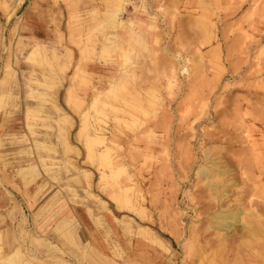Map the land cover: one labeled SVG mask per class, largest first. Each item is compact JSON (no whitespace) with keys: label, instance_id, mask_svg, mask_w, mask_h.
<instances>
[{"label":"rangeland","instance_id":"rangeland-1","mask_svg":"<svg viewBox=\"0 0 264 264\" xmlns=\"http://www.w3.org/2000/svg\"><path fill=\"white\" fill-rule=\"evenodd\" d=\"M32 1L0 0V113L23 118L0 134V163L34 184L36 221L54 215L75 242L66 209L105 200L183 264H264V0ZM89 134L112 147L106 165ZM232 211L247 226L221 227Z\"/></svg>","mask_w":264,"mask_h":264},{"label":"crops","instance_id":"crops-1","mask_svg":"<svg viewBox=\"0 0 264 264\" xmlns=\"http://www.w3.org/2000/svg\"><path fill=\"white\" fill-rule=\"evenodd\" d=\"M27 1L34 2L26 0L25 3ZM74 1L76 5L83 3V0ZM41 2L45 1L36 0L38 6ZM29 6L36 7L34 4ZM127 16H124V22L132 20L136 23L132 15ZM130 33L123 37L134 40V32ZM38 35L35 34L36 37ZM72 50L71 67H74L77 58L75 50ZM22 121L18 113L9 116L1 112L0 134L20 126ZM35 194L34 184L27 186L24 178L0 163V250L3 254L18 248L26 251V246L29 249L30 243L34 244V239H37L33 246L36 253L26 255L24 264H183L173 253L174 248L170 243L163 240L168 251L148 238L126 234L125 228L118 222L125 215L119 208H111L109 202V209L105 210L89 205L69 206L66 209V217L79 222L75 224V242H71L56 230L55 223H52L55 219L49 218L54 215H50L47 221L44 217L36 221L43 204L40 196L37 198ZM98 218L100 220H96ZM97 221L102 224H96ZM78 247L84 249L83 253ZM56 250L59 251L57 256Z\"/></svg>","mask_w":264,"mask_h":264},{"label":"bare ground","instance_id":"bare-ground-1","mask_svg":"<svg viewBox=\"0 0 264 264\" xmlns=\"http://www.w3.org/2000/svg\"><path fill=\"white\" fill-rule=\"evenodd\" d=\"M119 1V3H120V1H121V3L119 4V7L122 5V3H124L125 2V0H118ZM118 6V5H117ZM119 11H120V8H118V10H115V11H113V12H108L107 13V15H106V21L108 22V23H110V24H113V25H120L121 23H119V21H118V17H119V15H120V13H119ZM135 33V32H134ZM134 35V34H133ZM139 37L137 36V38H136V36H133V38L132 39H134V40H139L138 39ZM95 41V40H94ZM169 68H171V69H173L172 67H169ZM173 71H175V70H173ZM183 71H188V68L185 66V65H183ZM176 72V71H175ZM169 73V72H168ZM174 73V72H173ZM173 73H171V74H169V75H172ZM123 75V74H122ZM174 79H175V77H174ZM174 79H172V81L174 80ZM118 80V79H117ZM177 81V80H176ZM174 82V81H173ZM112 83V82H111ZM176 83V82H175ZM173 83H170V85H172ZM194 84V83H193ZM113 83L111 84V87H113ZM173 86H175L174 84H173ZM173 88V87H172ZM112 89V88H111ZM110 88H109V90H111ZM3 96V95H2ZM0 100H2V99H0ZM98 101V98L96 97V99L93 101V104L94 103H96ZM86 113V112H85ZM83 128H88V126H89V121H88V116H86V118L84 119V122H83ZM92 142V141H96V142H98L99 144H103L104 143V148H103V150L100 152V157H101V159H100V161H101V164L102 165H106L107 164V162H106V160H107V157L109 156V150L112 148L111 146H109L108 145V142L105 140V137H104V135H103V137H99V135H96V136H92V135H90L89 134V140H88V142ZM91 144H93V143H90L89 144V146L87 147V149H88V156H89V158H92L93 157V149H92V147H91ZM108 159H110V158H108ZM106 162V163H105ZM108 163H109V161H108ZM29 169H31V168H29ZM25 170V169H24ZM203 172H208V170L206 169V168H204V170H203ZM115 173H117V172H115ZM116 177V176H115ZM128 179H130L131 177L130 176H128L127 177ZM131 180V179H130ZM132 181V180H131ZM250 195V194H249ZM127 196V195H126ZM110 197L113 199V201L115 200L116 202H117V205H119V203H121L123 206H125V203H126V201H125V199H124V197L123 196H121V195H118V194H113V193H110ZM144 199V198H143ZM101 202H102V204L105 206V205H107L108 204V202L107 201H105V200H100ZM132 202H134V201H132ZM139 202V201H138ZM137 202V203H138ZM136 204V203H135ZM121 205V206H122ZM132 206H134L133 204H132ZM140 206V205H139ZM119 207V206H118ZM140 207H142V206H140ZM122 208V207H121ZM136 208H137V206H136ZM109 209V208H108ZM139 209V208H138ZM141 209V208H140ZM134 210V209H133ZM136 211V210H135ZM139 211V210H138ZM142 211V210H141ZM230 211V210H229ZM146 212V211H145ZM138 213H140V212H137V214ZM217 213V216H216V218H217V220H218V222H219V225L221 226V227H224V228H226V229H230L231 227H232V224H235V222H242L243 223V225L244 226H247V223L244 221V217H242L241 215H240V211H232V212H229V213H223V212H216ZM144 214H146V213H144ZM146 216V215H145ZM142 217V216H141ZM246 220V219H245ZM247 221V220H246ZM142 227V226H141ZM234 229V228H233ZM254 229V227L251 229V231H254L253 230ZM142 231V233H144V235L148 238V239H150L151 241H153V242H158L159 244H161V245H163L164 247L166 246V244L164 243V241L162 240V238L161 237H159L153 230H151L149 227L147 228V229H144V230H141ZM255 231H256V228H255ZM259 231L257 230L256 231V233H258ZM167 247V246H166ZM163 248V247H162ZM166 249V248H165ZM168 249V248H167ZM9 250V249H8ZM169 251V250H168ZM22 252H21V250H20V248H18L17 250H14L13 252H10V253H7V254H1L0 255V264H11V263H13L16 259L17 260H20L19 258L20 257H22ZM20 262V261H19Z\"/></svg>","mask_w":264,"mask_h":264}]
</instances>
